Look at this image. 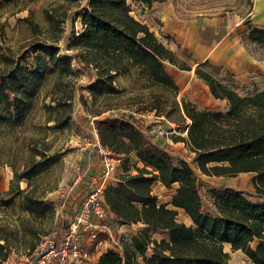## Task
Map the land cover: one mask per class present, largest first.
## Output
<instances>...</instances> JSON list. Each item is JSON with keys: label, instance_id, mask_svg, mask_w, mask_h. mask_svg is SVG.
<instances>
[{"label": "rangeland", "instance_id": "rangeland-1", "mask_svg": "<svg viewBox=\"0 0 264 264\" xmlns=\"http://www.w3.org/2000/svg\"><path fill=\"white\" fill-rule=\"evenodd\" d=\"M89 1L0 0V94L1 75L9 86L13 79L28 73L25 78L30 79L33 87V91L27 87L18 91L19 100L24 103L22 117L16 113L15 105L4 107L0 100V227L8 236L11 247L7 261L5 259L1 264H9L13 253L31 250L42 235L49 234L58 224L65 225L66 217L72 215L82 195L92 184L102 179L103 164L100 157L95 160L92 159L95 153L88 155L78 151V144L92 135L93 126L101 118L131 119L152 141L167 149L173 160L184 159L195 176L200 206L205 213H215L211 204V189L224 185L241 190L251 200H264V197L254 194L250 182L251 172H238L235 175L204 174L198 169L193 152L184 143H174L173 135H185L184 124L187 118L176 108L165 115L150 110V106L158 102L164 109H168L174 96L180 103L184 97L178 87L174 95L170 89L149 84L139 68L131 66L128 71L114 76L112 83L115 88L108 91L97 85L100 74L96 68L89 66L84 69L79 65L74 56L79 48L73 42L82 29L80 18L88 8ZM159 1L173 6L175 13L182 17L226 13L242 16L251 6V0ZM126 2L130 7L129 12L138 18L149 8L139 0ZM248 49L264 57L261 45L249 44ZM173 51L178 63H190L191 67L196 64H192V57L181 48ZM36 53L40 54L39 63L45 67L44 71L37 65ZM164 64L172 73L174 67L167 60ZM216 66L218 69L215 75L238 93L252 94L264 90V70L246 72L244 75L237 70L230 72L224 66ZM58 79L68 84L67 89L72 88L70 110L66 107L56 111L46 106L55 103L53 97L59 92L53 86ZM194 81L198 89L200 81ZM12 95L10 93L11 98ZM158 96L167 100L159 102ZM184 99L198 108H226L222 99L212 100L208 105L187 97ZM53 117L59 120L62 118V122L58 123ZM154 126L163 132L155 135L149 133L148 129ZM112 155L119 160L104 180L105 186L109 182L115 183L118 174L123 171L122 155ZM128 158L129 171L133 173V163L141 165V162L134 152H130ZM174 187L175 184L165 188L157 184V181L152 184L158 200L167 202L169 206H172ZM25 194L47 204L43 215L30 213L22 207L21 201ZM176 218L190 223L189 218L178 208ZM105 222L112 236L109 231L101 233L104 235L102 243L105 240L107 245L99 244L95 247L97 243L88 241L85 245L88 250L87 260H92L95 253L104 247L121 251L123 245L130 242L132 235L142 228H147L151 237H167L166 229L149 227L140 222H119L107 216ZM222 247L228 253L227 264H255L239 249H231L228 243H222ZM151 250L150 244L146 253L149 254Z\"/></svg>", "mask_w": 264, "mask_h": 264}, {"label": "trees", "instance_id": "trees-1", "mask_svg": "<svg viewBox=\"0 0 264 264\" xmlns=\"http://www.w3.org/2000/svg\"><path fill=\"white\" fill-rule=\"evenodd\" d=\"M139 1L150 5L156 0ZM129 10L126 0H90L81 14L82 29L74 38L73 43L79 48L75 58L84 69L96 68L100 74L97 85L108 91L114 90L112 82L117 73L136 66L149 84L170 89L175 95L174 75L164 61L183 69L190 68L189 64L178 63L175 52ZM245 29L246 37L264 48V27L248 23ZM35 59L41 66L39 53ZM44 69L42 65L41 71ZM217 69L218 66L204 60L195 64L193 72L207 85L212 97L224 100V110L198 108L184 98L178 103L175 96L168 109L155 102L150 110L169 115L176 108L187 118L185 135L177 133L173 139L181 140L193 152L202 173L251 172L254 194L264 197V90L242 95L215 75ZM27 74L16 77L9 86L1 75V103L4 107L15 105L20 117L24 103L20 102L18 91L22 87L33 91L30 79L25 78ZM66 85L61 79L54 82L53 87L59 93L53 97L54 105L46 104L49 109L58 111L67 107L70 110L72 88L67 89ZM158 97L159 102L167 100ZM53 118L62 122V118ZM96 128L100 142L112 154L122 155L123 171L103 191L107 209L119 222H142L167 230V237L157 239L151 237L147 228H142L121 251L106 247L97 264H227L228 253L222 247L223 242L231 249H239L253 263L264 264V200H251L241 190L224 185L211 189L215 213L207 214L201 209L195 176L184 159L173 160L167 149L152 141L131 119L101 118L96 121ZM130 152L141 162V165L133 163V173L129 171ZM156 180L167 188L175 184L172 206L159 201L153 192L152 184ZM21 203L36 215H43L47 205L27 194ZM176 208L184 212L190 223L176 218ZM103 236L99 234L94 242ZM150 244L152 250L147 254ZM10 251L8 236L0 227V264Z\"/></svg>", "mask_w": 264, "mask_h": 264}, {"label": "crops", "instance_id": "crops-1", "mask_svg": "<svg viewBox=\"0 0 264 264\" xmlns=\"http://www.w3.org/2000/svg\"><path fill=\"white\" fill-rule=\"evenodd\" d=\"M144 6H149L145 14L139 15L140 18L135 17L145 22L168 48L174 50L179 47L186 51L192 57V64L205 60L210 64L224 66L230 72L237 70L244 75L246 72L264 70V57H259L248 49L249 44L256 42L246 37L245 29L248 23L264 27V0H251L249 10L242 16L226 13L182 17L175 13L173 6L157 0ZM169 64L174 67L172 74L182 97L203 105L217 99L211 96L207 85L196 77L194 67H191L190 63H187L190 66L188 69L178 68L170 62ZM194 80L200 81L198 89ZM176 142L183 144L181 140L174 143ZM92 159L98 160V155L95 154ZM156 181L164 186L159 180ZM106 216L115 219L108 209ZM108 231L112 236L110 227ZM96 243L95 247L99 244L107 245L106 241L102 243L101 239ZM105 248L98 250L86 264H97L98 257Z\"/></svg>", "mask_w": 264, "mask_h": 264}, {"label": "built area", "instance_id": "built-area-1", "mask_svg": "<svg viewBox=\"0 0 264 264\" xmlns=\"http://www.w3.org/2000/svg\"><path fill=\"white\" fill-rule=\"evenodd\" d=\"M148 132L155 135L163 131L154 126ZM78 151L88 155L95 153L100 157L102 179L82 195L72 215L66 217L65 225L60 223L49 234L42 235L31 250L13 253L9 264H86V243L108 231L105 222L107 207L103 200L104 180L115 168L118 159L100 142L96 125L92 135L78 144Z\"/></svg>", "mask_w": 264, "mask_h": 264}]
</instances>
